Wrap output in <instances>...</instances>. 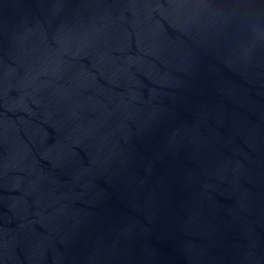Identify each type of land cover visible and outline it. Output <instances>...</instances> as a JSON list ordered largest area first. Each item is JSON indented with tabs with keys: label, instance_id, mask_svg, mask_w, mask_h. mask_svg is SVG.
Instances as JSON below:
<instances>
[{
	"label": "water",
	"instance_id": "water-1",
	"mask_svg": "<svg viewBox=\"0 0 264 264\" xmlns=\"http://www.w3.org/2000/svg\"><path fill=\"white\" fill-rule=\"evenodd\" d=\"M0 264H264V0H0Z\"/></svg>",
	"mask_w": 264,
	"mask_h": 264
}]
</instances>
